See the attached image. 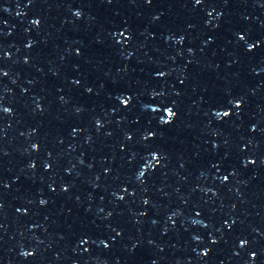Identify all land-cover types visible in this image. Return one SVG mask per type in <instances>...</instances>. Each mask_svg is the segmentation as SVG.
<instances>
[{
    "label": "snow or ice",
    "instance_id": "obj_1",
    "mask_svg": "<svg viewBox=\"0 0 264 264\" xmlns=\"http://www.w3.org/2000/svg\"><path fill=\"white\" fill-rule=\"evenodd\" d=\"M125 103H127V101H125ZM169 115H170V116H173V115H174V113L170 111V112H169ZM224 115H228V113H227V112H225V113H224Z\"/></svg>",
    "mask_w": 264,
    "mask_h": 264
},
{
    "label": "clouds",
    "instance_id": "obj_2",
    "mask_svg": "<svg viewBox=\"0 0 264 264\" xmlns=\"http://www.w3.org/2000/svg\"><path fill=\"white\" fill-rule=\"evenodd\" d=\"M76 15H77V16H79V15H80V13H79V12H77V13H76Z\"/></svg>",
    "mask_w": 264,
    "mask_h": 264
}]
</instances>
